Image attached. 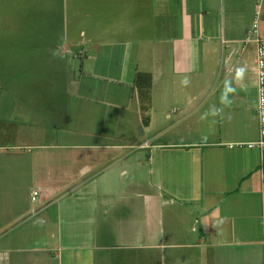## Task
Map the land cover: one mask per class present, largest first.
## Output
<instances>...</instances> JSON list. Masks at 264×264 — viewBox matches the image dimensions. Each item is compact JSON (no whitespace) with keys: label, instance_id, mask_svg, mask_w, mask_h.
Here are the masks:
<instances>
[{"label":"crops","instance_id":"obj_1","mask_svg":"<svg viewBox=\"0 0 264 264\" xmlns=\"http://www.w3.org/2000/svg\"><path fill=\"white\" fill-rule=\"evenodd\" d=\"M25 21L0 56V264H264L257 49L242 55L264 0H36ZM124 161L147 180L118 190Z\"/></svg>","mask_w":264,"mask_h":264},{"label":"rangeland","instance_id":"obj_2","mask_svg":"<svg viewBox=\"0 0 264 264\" xmlns=\"http://www.w3.org/2000/svg\"><path fill=\"white\" fill-rule=\"evenodd\" d=\"M36 0H0V41H2L6 45V50L4 52H0V56L2 57V60L4 57H7V52L11 50V47H8L9 45H12L13 42L18 40L19 35L24 33L25 27L24 23L25 17H29L31 6ZM56 20L55 18L51 19ZM57 21V20H56ZM41 24H43V21H40ZM13 33L15 36H10V34ZM16 48V47H14ZM255 46L254 44L250 45L247 48V51L245 53H242L243 56L248 58L249 60L254 61L256 59L255 54ZM17 51V49H16ZM18 52V51H17ZM75 54L72 52L71 56L68 55L70 64L73 68L78 65L79 59L73 58ZM9 57L13 58L12 60L7 61L8 66H14L15 61L14 57L16 56L15 53H12L8 55ZM23 60L21 61V68H25L26 64V54H22ZM43 57L40 55V60ZM28 71V70H27ZM40 78H42V72L43 68L40 65ZM24 80H22L23 82ZM21 87H24L25 84H21ZM111 165L105 164L102 166L103 170H107ZM131 168L129 163L127 161H124L122 163H119L115 166H112L114 170H111L110 172H116L117 173V181L118 184L116 185L118 190H126L129 188L135 187L136 181H146L148 178L147 173L145 172V169L142 167L140 169H136V175H133L132 171L128 169ZM123 170H126V173H123L121 175V172ZM147 171H149V174L151 175V179L154 180L157 178V173L153 172L150 167H147ZM155 185L151 183L150 189H154ZM147 207V205L145 204ZM197 227V226H196ZM198 234H201V231L198 232Z\"/></svg>","mask_w":264,"mask_h":264},{"label":"built area","instance_id":"obj_3","mask_svg":"<svg viewBox=\"0 0 264 264\" xmlns=\"http://www.w3.org/2000/svg\"><path fill=\"white\" fill-rule=\"evenodd\" d=\"M256 44L257 49V80H258V92H259V102L257 108V115L260 125V135L261 140L259 145L264 146V38L260 36L257 29V21L251 30L250 35L246 38L245 44L250 43ZM39 195L38 191L32 192V201H36Z\"/></svg>","mask_w":264,"mask_h":264},{"label":"trees","instance_id":"obj_4","mask_svg":"<svg viewBox=\"0 0 264 264\" xmlns=\"http://www.w3.org/2000/svg\"><path fill=\"white\" fill-rule=\"evenodd\" d=\"M141 78H146V83L141 85ZM152 77L147 73H138L136 77V86L138 89V95L142 103V111L144 113V123L149 125L150 112L152 109Z\"/></svg>","mask_w":264,"mask_h":264}]
</instances>
